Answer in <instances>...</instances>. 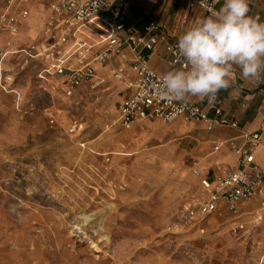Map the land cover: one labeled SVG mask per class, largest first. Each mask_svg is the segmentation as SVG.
Instances as JSON below:
<instances>
[{"label": "rangeland", "instance_id": "rangeland-1", "mask_svg": "<svg viewBox=\"0 0 264 264\" xmlns=\"http://www.w3.org/2000/svg\"><path fill=\"white\" fill-rule=\"evenodd\" d=\"M17 63L0 72V264H263L262 229L255 235L249 225L244 237L233 232L255 215L224 221L205 237L180 230L178 212L195 203L198 189L192 156L165 163L154 155L166 142L177 145L175 138L155 141L148 132L145 147L103 142L123 133L112 123V81L106 79L109 91H87L85 105L76 106V98L44 91L39 63ZM69 114L86 122L81 137L71 132ZM91 150L109 153L111 162ZM177 173L182 184L174 196L163 185L177 181ZM79 224L86 235L75 231Z\"/></svg>", "mask_w": 264, "mask_h": 264}, {"label": "built area", "instance_id": "built-area-1", "mask_svg": "<svg viewBox=\"0 0 264 264\" xmlns=\"http://www.w3.org/2000/svg\"><path fill=\"white\" fill-rule=\"evenodd\" d=\"M34 2L46 4L49 11L42 26L43 37L15 50L22 22L30 17L27 5ZM131 3L132 0H5V8L0 12V38L4 37L0 43V72L2 65L15 59L21 68L39 63L38 79L43 83L44 91L50 89L55 97L75 99L84 85L92 89L103 86L105 79L98 76V68L107 66L116 58L124 68L130 67L134 74L127 80L132 93L119 106V118L115 122L121 128L129 129L148 120L171 124L179 118L203 123L209 131L218 126L237 128L236 121L223 115L217 95L210 107L214 111L213 117L208 116L201 106L168 102L157 95L156 87L163 75L149 67L147 53L165 45L171 54V71L188 68L179 55L178 40L172 39L156 22L147 21L141 28L130 27L127 12ZM221 3L224 0H189V9L198 8L212 16L218 12L217 7ZM183 23H186L185 19ZM124 68L113 71L114 80H124ZM79 129V126L73 127L71 132ZM260 142L261 135L254 133L244 134L241 143L228 140L215 146L214 151L219 152L221 145H227L237 155V162L233 166L219 168L214 180L203 177L195 168L194 175L200 181L202 193L194 204L179 210L180 230L187 233L196 229L203 235L202 224L223 203L240 220V205L252 200L259 201L258 212L263 218L251 214L254 216L251 223L239 221L233 232L244 237L249 225L255 235L264 229V173L255 159ZM249 241L252 245H259L251 238Z\"/></svg>", "mask_w": 264, "mask_h": 264}, {"label": "crops", "instance_id": "crops-1", "mask_svg": "<svg viewBox=\"0 0 264 264\" xmlns=\"http://www.w3.org/2000/svg\"><path fill=\"white\" fill-rule=\"evenodd\" d=\"M248 5V15L257 19L259 22H264V0H248ZM222 6L223 3L217 7V11H219ZM4 8L5 0H3L0 12H2ZM27 8L30 10L31 19H29V17L22 22L20 34L15 40L18 46L20 43L23 44V46H28L43 37L42 27L40 25L43 20H46L49 12L46 4L36 2L29 3ZM127 17L130 22V27L141 28L145 22L154 21L161 26L172 39L178 40L186 29L194 26L198 20L210 16L198 8L190 10L189 0H132L131 7L127 12ZM184 19L186 23H183ZM3 40L4 37H1L0 43H2ZM146 57L149 67L157 74L164 75L171 71L169 65L171 54L167 46L160 45L153 53H147ZM116 68H124L116 58L111 60L109 65L107 64V66L103 68H98V76L105 79V84L98 88L107 91L111 89L105 86L107 84L106 79L110 82L112 81L116 88L117 95L114 101L118 102V104L112 123H115L119 118V106L132 93L128 88L127 80L134 77L131 68L127 66L123 71L124 80L116 81L112 76ZM90 90L95 89H92L88 85H84L80 88L74 104L77 106L84 103L85 98L82 99V96ZM217 97L221 102L220 106L223 115L230 120L236 121L238 123L237 128L218 126L209 131L203 123L186 122L182 118L177 119L171 124H160L156 122L158 120H148L134 124L129 129H124L114 124L122 129L123 133H119L112 137H103V142H112L118 145H121V143L126 145L131 143L134 147H145L146 143L149 142L147 138L148 132L151 133L155 141H164L169 136H172L178 141V144L173 145L172 143L166 142L155 149L157 151H155L154 155L165 163L167 162L166 158H174L181 161L180 156L184 154L192 156L190 169L198 182L195 200L202 193L200 181L194 175L195 168L201 172L203 177L214 180L218 174L219 168L233 166L237 162V155L225 144L221 145L222 147L219 152L214 151L215 146L220 143L222 144L228 140H236L238 143H241L244 134L259 133L261 135V142L255 151V159L257 166L264 173V78L259 82H250L242 76L241 70L234 66L231 73V87L227 90H220L217 93ZM185 103L201 106L206 110L208 116H214V111L210 108L213 101L210 103L207 97H191L185 101ZM94 113L97 114L98 110H94ZM68 119L72 121L70 127H80V129L76 131L77 136L85 134L86 128H84V126L86 122L78 120L70 114ZM106 132L107 131H105L104 134H106ZM79 145L84 149L86 143L83 142ZM177 147L180 149V153ZM90 152L99 157H106L104 160L106 164L111 162V155L109 153L103 155V153H96L93 150ZM110 152H112L114 156H132V153H126L121 150H113ZM107 159H109V162H107ZM108 171L109 173L106 171L107 176L110 175V170ZM96 173L99 174L100 171L98 170ZM111 173H113L112 170ZM177 177L179 178L177 181L167 182V184L163 185L164 191L166 190L170 192V194H174V196L179 192L182 184L180 181L181 176L178 173ZM183 206H185V204ZM258 208V200L244 202L239 207V215L243 217L255 214L256 217L263 218L262 215L259 214ZM237 217V215L228 210L227 204L223 203L219 205V210L202 224L205 230L204 234L202 235L199 231L197 232L202 237H205L210 228L221 225L224 221L227 222L229 220L239 219ZM251 221L252 219L249 218L246 222L251 223ZM260 236L264 237V229H262ZM262 263L264 264V257Z\"/></svg>", "mask_w": 264, "mask_h": 264}, {"label": "clouds", "instance_id": "clouds-1", "mask_svg": "<svg viewBox=\"0 0 264 264\" xmlns=\"http://www.w3.org/2000/svg\"><path fill=\"white\" fill-rule=\"evenodd\" d=\"M248 0H224L212 16L200 19L178 39L179 55L188 70L163 75L157 95L168 102L191 97L215 100L231 87L236 66L250 82L264 78V22L248 15Z\"/></svg>", "mask_w": 264, "mask_h": 264}, {"label": "bare ground", "instance_id": "bare-ground-1", "mask_svg": "<svg viewBox=\"0 0 264 264\" xmlns=\"http://www.w3.org/2000/svg\"><path fill=\"white\" fill-rule=\"evenodd\" d=\"M89 220H90V217H87V216H84V221L86 222V223H88L89 222ZM86 226V225H85ZM75 231L78 233V232H80V233H83V234H85L84 233V230H83V228L80 226V224L79 225H75ZM86 232V231H85ZM86 235V234H85ZM93 244V247L94 248H97V245H96V243L94 242V243H92Z\"/></svg>", "mask_w": 264, "mask_h": 264}]
</instances>
